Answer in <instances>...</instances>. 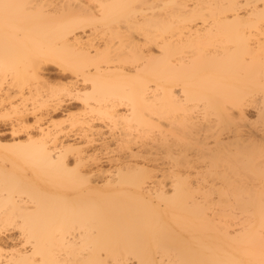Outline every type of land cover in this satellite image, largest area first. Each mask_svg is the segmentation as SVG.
Returning a JSON list of instances; mask_svg holds the SVG:
<instances>
[{
    "label": "bare ground",
    "instance_id": "bare-ground-1",
    "mask_svg": "<svg viewBox=\"0 0 264 264\" xmlns=\"http://www.w3.org/2000/svg\"><path fill=\"white\" fill-rule=\"evenodd\" d=\"M258 1L0 0V264H264Z\"/></svg>",
    "mask_w": 264,
    "mask_h": 264
},
{
    "label": "rangeland",
    "instance_id": "rangeland-1",
    "mask_svg": "<svg viewBox=\"0 0 264 264\" xmlns=\"http://www.w3.org/2000/svg\"><path fill=\"white\" fill-rule=\"evenodd\" d=\"M256 4H257L258 6H260V5H261L260 0H259ZM92 5L94 6V5H95V2L92 1ZM52 67H55V66L51 65L50 68H52ZM53 69H56V68H52V71L54 72ZM65 76H68V75L65 74ZM67 78L70 79V76H68ZM57 79H58V78H57ZM57 79H55V80L57 81ZM65 80H67V79L59 78L57 82H61V81L64 82ZM56 81H55V82H56ZM57 82H56V83H57ZM79 104H80V102L69 103V104H66V107H65V108H67L68 110L70 109V110H69L70 112H76V111L78 112L79 109L81 108V106L78 107ZM69 105H70V106H69ZM80 105H81V104H80ZM70 107L74 108L75 110H76L77 108H78V109L75 111L74 109H72V108H70ZM67 109H66V110H67ZM72 110H73V111H72ZM247 111H248V112H247V115L249 116V119L253 120V119H254V115H255V114H254V113H255V112H254V109H253V110L250 109V110H247ZM63 114H64V113H61V112L58 113V112H57V113L54 115V118H57V120H61V118L63 117ZM64 115H65V114H64ZM8 122H9V121H8V118H7L6 116H0V130L2 129V130H1V131H2L1 133H2V134H1L0 136H1L2 143H4V144H9V143L12 141L10 135L7 134V130H8V128H9V126H8ZM64 125L66 126L65 123L63 124V126H64ZM97 125H98V124H97ZM118 126H119V125H117V127H118ZM3 131H4V132H3ZM118 131H119V130H117V128L115 127V129L112 131V133L115 134V132L117 133ZM257 136H258V135H257ZM2 137H3V138H2ZM258 137H259V136H258ZM258 137H257V139H258ZM19 138L22 139V136L19 137ZM4 141H5V142H4ZM6 142H7V143H6ZM11 143H12V142H11ZM103 167H104V168H107V167H108L107 163H105V164L103 165ZM212 196H214V195H212ZM234 211H236V210H233V214H234V215L231 214L230 216H232V217H233V216H234V217L236 216L235 214H237V212L235 213ZM214 213H215V212H214ZM216 213H217V212H216ZM231 213H232V212H231ZM234 217H233V218H234ZM236 217L238 218V216H236ZM236 217H235L234 221L237 220ZM233 218H232V219H233ZM230 219H231V217L228 218V220H230ZM230 222H231V221H230ZM232 222H233V221H232ZM235 222H236V221H235Z\"/></svg>",
    "mask_w": 264,
    "mask_h": 264
}]
</instances>
